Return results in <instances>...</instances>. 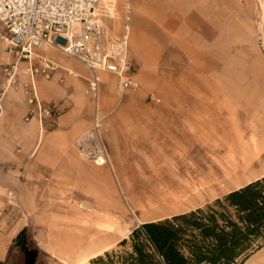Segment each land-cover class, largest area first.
Masks as SVG:
<instances>
[{
  "label": "rangeland",
  "instance_id": "obj_1",
  "mask_svg": "<svg viewBox=\"0 0 264 264\" xmlns=\"http://www.w3.org/2000/svg\"><path fill=\"white\" fill-rule=\"evenodd\" d=\"M251 28L264 39V25ZM192 60L169 56L162 72L131 70L136 87L100 77L80 123L91 126L96 107L105 116L108 157L44 192L41 211L52 216L24 228L36 264L129 250L119 242L138 225L205 208L264 173V56L250 57L248 68L237 58L226 66ZM53 119L44 121L47 131Z\"/></svg>",
  "mask_w": 264,
  "mask_h": 264
},
{
  "label": "crops",
  "instance_id": "obj_2",
  "mask_svg": "<svg viewBox=\"0 0 264 264\" xmlns=\"http://www.w3.org/2000/svg\"><path fill=\"white\" fill-rule=\"evenodd\" d=\"M127 3L132 8L128 44L132 72H162L169 56L192 58L195 64L219 59L214 60L216 66H226V59L237 58L245 68L250 57L264 56V48L251 44L264 42L262 35L251 32V27L264 25V0H104L98 14L111 34L123 31ZM2 33L0 25V264H24V254L14 239L22 229L52 216L49 209L41 211L44 192L52 186L70 185L74 177L90 171L89 161L81 157L77 147L90 127L80 123L88 112L90 73L57 50L36 51L74 73L67 76L61 69L50 79L35 81L44 106L55 107L58 113L51 121L53 129L47 131L22 91L6 87L3 67L13 58L7 53ZM107 74L99 72L98 77L104 79ZM31 110L34 114L29 115ZM101 160L99 157L96 165L102 166ZM263 250L244 264H264Z\"/></svg>",
  "mask_w": 264,
  "mask_h": 264
},
{
  "label": "built area",
  "instance_id": "obj_3",
  "mask_svg": "<svg viewBox=\"0 0 264 264\" xmlns=\"http://www.w3.org/2000/svg\"><path fill=\"white\" fill-rule=\"evenodd\" d=\"M104 0H0L1 35L13 61L3 67L6 87L19 89L42 121L53 119L55 107H46L37 95L35 81L50 79L58 70L72 71L37 54L54 49L80 62L90 73L87 93L94 99L99 91V72L116 75L124 88L136 87L128 59L132 8L126 4L123 31L111 34L98 14ZM33 61H37L34 65ZM97 100V99H96ZM34 111H29V115ZM108 131L105 116L95 108L92 123L77 147L82 158L93 161L108 154L103 139Z\"/></svg>",
  "mask_w": 264,
  "mask_h": 264
},
{
  "label": "trees",
  "instance_id": "obj_4",
  "mask_svg": "<svg viewBox=\"0 0 264 264\" xmlns=\"http://www.w3.org/2000/svg\"><path fill=\"white\" fill-rule=\"evenodd\" d=\"M14 244L24 264H36L22 229ZM121 253H104L88 264H242L264 246V176L197 208L131 230Z\"/></svg>",
  "mask_w": 264,
  "mask_h": 264
},
{
  "label": "bare ground",
  "instance_id": "obj_5",
  "mask_svg": "<svg viewBox=\"0 0 264 264\" xmlns=\"http://www.w3.org/2000/svg\"><path fill=\"white\" fill-rule=\"evenodd\" d=\"M75 75H76V74H75ZM263 247H264V246H263ZM263 247H262V248H263ZM259 250H261V248H260ZM259 250L255 251L254 253L258 252ZM254 253H252V254H254ZM101 254H102V250H98L97 252L91 254V257H96V256L101 255ZM252 254H251V255H252ZM251 255H250V256H251ZM88 256H89V255H87V254H85V255L82 254V256H81L76 262H73V263H71V264H85L86 261H87V259H88ZM248 258H249V257H248ZM248 258H247V259H248ZM247 259H246V260H247ZM246 260H245V261H246ZM245 261H244V262H245ZM244 262H243L242 264H244ZM66 264H67V263H66ZM68 264H69V263H68Z\"/></svg>",
  "mask_w": 264,
  "mask_h": 264
}]
</instances>
